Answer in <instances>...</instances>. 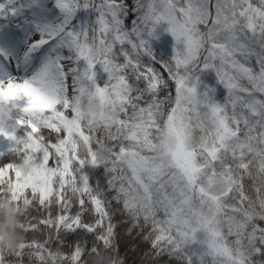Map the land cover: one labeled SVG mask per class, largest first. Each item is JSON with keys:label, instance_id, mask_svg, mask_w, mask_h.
<instances>
[{"label": "snow or ice", "instance_id": "1", "mask_svg": "<svg viewBox=\"0 0 264 264\" xmlns=\"http://www.w3.org/2000/svg\"><path fill=\"white\" fill-rule=\"evenodd\" d=\"M0 209V264H264V0H0Z\"/></svg>", "mask_w": 264, "mask_h": 264}, {"label": "trees", "instance_id": "2", "mask_svg": "<svg viewBox=\"0 0 264 264\" xmlns=\"http://www.w3.org/2000/svg\"><path fill=\"white\" fill-rule=\"evenodd\" d=\"M158 32L161 33L160 37L156 40L153 41L154 45L157 48L158 55L162 59H168L172 55V45H173V40L172 37L163 31L162 27L158 29ZM0 213L3 214H9L10 219H0V229H7L11 225H15V212L12 211L11 209H0ZM98 264H107L106 258H101L98 261Z\"/></svg>", "mask_w": 264, "mask_h": 264}, {"label": "rangeland", "instance_id": "3", "mask_svg": "<svg viewBox=\"0 0 264 264\" xmlns=\"http://www.w3.org/2000/svg\"><path fill=\"white\" fill-rule=\"evenodd\" d=\"M162 29L166 28V25H162L161 26ZM168 34V33H167ZM170 36V34H168ZM171 38V36H170ZM153 50H154V53L157 55L158 58H161L159 55H158V52H157V48L156 46L154 45L153 43ZM162 59V58H161ZM201 79V88H203L204 85H208V86H215L216 88V99L217 101H222V97H223V88L221 85H219L216 80H215V74L213 72H211V70H207L205 73H203L200 77ZM93 183H98V180L96 181H93ZM10 216L8 213L6 214V219H10Z\"/></svg>", "mask_w": 264, "mask_h": 264}, {"label": "clouds", "instance_id": "4", "mask_svg": "<svg viewBox=\"0 0 264 264\" xmlns=\"http://www.w3.org/2000/svg\"><path fill=\"white\" fill-rule=\"evenodd\" d=\"M0 219L6 220V214L0 213ZM0 237H2V241L0 242L4 245L13 246L18 239L15 225H11L7 229H0Z\"/></svg>", "mask_w": 264, "mask_h": 264}]
</instances>
